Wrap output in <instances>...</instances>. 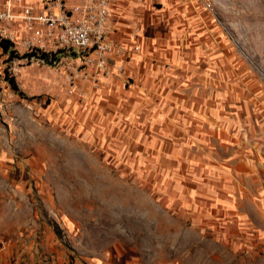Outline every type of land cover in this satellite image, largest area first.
Masks as SVG:
<instances>
[{
  "label": "rangeland",
  "instance_id": "1",
  "mask_svg": "<svg viewBox=\"0 0 264 264\" xmlns=\"http://www.w3.org/2000/svg\"><path fill=\"white\" fill-rule=\"evenodd\" d=\"M205 1L247 103L244 173L161 175L82 117L66 60L0 48V264H264V0Z\"/></svg>",
  "mask_w": 264,
  "mask_h": 264
},
{
  "label": "crops",
  "instance_id": "2",
  "mask_svg": "<svg viewBox=\"0 0 264 264\" xmlns=\"http://www.w3.org/2000/svg\"><path fill=\"white\" fill-rule=\"evenodd\" d=\"M83 1L66 0L69 5ZM27 6L38 13L43 0H22L15 14L21 16ZM110 10L112 41L140 51L111 55L110 72L92 94L81 84L83 98L74 95L73 103L82 117L106 136L126 140L134 160L159 163L161 175L183 177L186 187L189 179L193 187L209 188L244 173L242 156H229L241 153L242 142L229 131L234 124L241 132L247 103L233 81L238 74L232 52L212 5L205 0H112ZM10 28L17 40L25 37L24 21L15 20Z\"/></svg>",
  "mask_w": 264,
  "mask_h": 264
},
{
  "label": "built area",
  "instance_id": "3",
  "mask_svg": "<svg viewBox=\"0 0 264 264\" xmlns=\"http://www.w3.org/2000/svg\"><path fill=\"white\" fill-rule=\"evenodd\" d=\"M111 3L112 0H84L69 5L66 0H43L40 12L27 6L19 16L15 9L22 0H5L0 9V41H10L15 51L37 55L41 62L53 67L66 60L68 94L83 98L81 84L86 83L92 94L110 72L111 55L129 57L140 51V47L129 51L112 41ZM205 4L211 7L206 1ZM15 20L25 23L26 35L21 41L10 28ZM116 69L127 82L130 80L123 65Z\"/></svg>",
  "mask_w": 264,
  "mask_h": 264
},
{
  "label": "trees",
  "instance_id": "4",
  "mask_svg": "<svg viewBox=\"0 0 264 264\" xmlns=\"http://www.w3.org/2000/svg\"><path fill=\"white\" fill-rule=\"evenodd\" d=\"M0 48L6 53V54H10L12 57H20L18 52L13 50V45L12 43H10V41H7V40H1L0 41ZM27 55H24L22 57H26ZM30 56H33V55H30ZM10 82H11V85L13 86V89L17 92H19L20 94H22L20 92V89L18 87V85L16 84L15 80L14 79H10Z\"/></svg>",
  "mask_w": 264,
  "mask_h": 264
}]
</instances>
